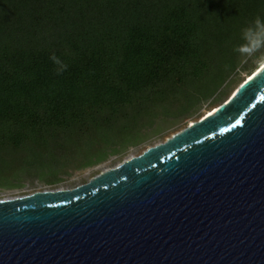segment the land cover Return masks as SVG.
Here are the masks:
<instances>
[{
	"label": "trees",
	"instance_id": "trees-1",
	"mask_svg": "<svg viewBox=\"0 0 264 264\" xmlns=\"http://www.w3.org/2000/svg\"><path fill=\"white\" fill-rule=\"evenodd\" d=\"M257 15L264 0H0V189L58 185L220 101Z\"/></svg>",
	"mask_w": 264,
	"mask_h": 264
},
{
	"label": "water",
	"instance_id": "water-1",
	"mask_svg": "<svg viewBox=\"0 0 264 264\" xmlns=\"http://www.w3.org/2000/svg\"><path fill=\"white\" fill-rule=\"evenodd\" d=\"M0 264H264V69L86 183L0 199Z\"/></svg>",
	"mask_w": 264,
	"mask_h": 264
},
{
	"label": "rangeland",
	"instance_id": "rangeland-1",
	"mask_svg": "<svg viewBox=\"0 0 264 264\" xmlns=\"http://www.w3.org/2000/svg\"><path fill=\"white\" fill-rule=\"evenodd\" d=\"M258 67H256L254 64L248 69L244 70L239 73L237 76V82L234 83V85L230 88L229 93L222 98L220 101L214 103V104H209V102L205 103L200 111L193 117L188 118L184 123H182L179 126H176L173 129H170L167 133L164 134L163 137H158L153 139L152 141L148 143H144L142 145H139L137 147H131L127 152H125L121 156H110L106 161L83 169V170H78L73 172L69 176L64 177V181L59 183L58 185L55 186H49L44 184L42 181L38 179H27L24 181V185L21 188H15V189H0V199L4 198H13L17 196H23V195H28L37 191H43V190H51V189H71L74 187H77L83 183L88 182L92 177L98 175L99 173L108 170L110 168H113L120 163H122L125 159L139 155L143 151H145L147 148L150 146L156 145L160 142L165 141L168 137L172 136L176 132L184 129L187 125H189L192 121H196L202 116L209 114L211 110H214L219 104L227 100L233 92L236 90V88L244 82L248 76L254 71H256ZM253 74V73H252ZM250 77V76H249Z\"/></svg>",
	"mask_w": 264,
	"mask_h": 264
},
{
	"label": "clouds",
	"instance_id": "clouds-1",
	"mask_svg": "<svg viewBox=\"0 0 264 264\" xmlns=\"http://www.w3.org/2000/svg\"><path fill=\"white\" fill-rule=\"evenodd\" d=\"M241 32L243 43L236 45L233 50L241 56L251 58L256 67L264 69V19L257 15L251 25L242 28ZM50 59L59 66L57 74L67 69V65L55 55Z\"/></svg>",
	"mask_w": 264,
	"mask_h": 264
},
{
	"label": "bare ground",
	"instance_id": "bare-ground-1",
	"mask_svg": "<svg viewBox=\"0 0 264 264\" xmlns=\"http://www.w3.org/2000/svg\"><path fill=\"white\" fill-rule=\"evenodd\" d=\"M258 69H259V68L256 69V72L258 71ZM253 72H254V71H253ZM253 72H252V73H253ZM252 73H251V74H252ZM251 74H250L249 76H251ZM249 76H248V78H249ZM214 109H215V108H214ZM212 111H213V110H211L209 113H211Z\"/></svg>",
	"mask_w": 264,
	"mask_h": 264
},
{
	"label": "snow or ice",
	"instance_id": "snow-or-ice-1",
	"mask_svg": "<svg viewBox=\"0 0 264 264\" xmlns=\"http://www.w3.org/2000/svg\"><path fill=\"white\" fill-rule=\"evenodd\" d=\"M237 123H239V121H237Z\"/></svg>",
	"mask_w": 264,
	"mask_h": 264
}]
</instances>
